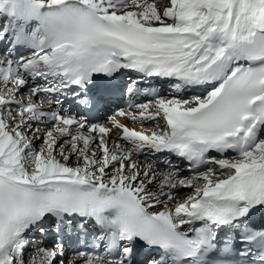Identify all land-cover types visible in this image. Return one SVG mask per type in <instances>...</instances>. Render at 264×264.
<instances>
[{
	"label": "snow or ice",
	"instance_id": "6c2138e0",
	"mask_svg": "<svg viewBox=\"0 0 264 264\" xmlns=\"http://www.w3.org/2000/svg\"><path fill=\"white\" fill-rule=\"evenodd\" d=\"M0 264H264V0H0Z\"/></svg>",
	"mask_w": 264,
	"mask_h": 264
},
{
	"label": "bare ground",
	"instance_id": "6f19581e",
	"mask_svg": "<svg viewBox=\"0 0 264 264\" xmlns=\"http://www.w3.org/2000/svg\"><path fill=\"white\" fill-rule=\"evenodd\" d=\"M190 191V190H189Z\"/></svg>",
	"mask_w": 264,
	"mask_h": 264
}]
</instances>
